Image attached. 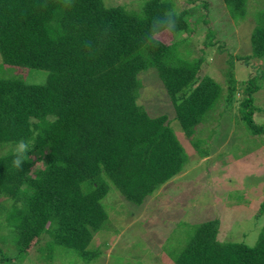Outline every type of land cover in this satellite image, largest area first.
<instances>
[{"label": "trees", "instance_id": "16d2710c", "mask_svg": "<svg viewBox=\"0 0 264 264\" xmlns=\"http://www.w3.org/2000/svg\"><path fill=\"white\" fill-rule=\"evenodd\" d=\"M200 1L208 9L210 2ZM254 1L223 0L237 24L251 8L256 22L251 53L230 54L222 83L204 66L206 57L193 50L198 24L209 19L204 14L192 20L176 0H135L132 8L106 0H0V54L13 69L0 76L1 264H23L32 255L37 264H67L68 258L69 264H103L114 247L109 233L119 227L112 197L143 205L170 181L179 185L194 148L200 158L212 154L235 100L249 139L264 134V124L255 120L262 110L255 95L264 87V69L256 68L247 80L233 74L234 59L252 67L264 62V0ZM169 6L180 12L177 29L169 32L173 42L159 33L149 40L151 19ZM206 34L205 53L217 41L215 30ZM29 70L45 71L46 81L30 83L24 77ZM148 73L156 77L159 94L170 99L172 119L167 110L152 116L139 102L151 87ZM21 139L34 147L18 171L11 152ZM228 154L236 160L241 153ZM217 217L186 223L192 232L171 261L264 264V224L254 244L221 241L224 218Z\"/></svg>", "mask_w": 264, "mask_h": 264}, {"label": "rangeland", "instance_id": "374dc122", "mask_svg": "<svg viewBox=\"0 0 264 264\" xmlns=\"http://www.w3.org/2000/svg\"><path fill=\"white\" fill-rule=\"evenodd\" d=\"M185 1L176 0L177 6L180 9L187 7L192 13V20L204 19V14L209 19L208 23H199L198 30L193 34L195 56L204 55L206 57L204 66L224 83L223 74L230 67L228 63L230 54L239 53L244 56L252 51L251 32L256 22L252 14L255 9L251 8L252 14L237 24L223 0H208L210 2L208 9L203 7L200 0L193 3ZM106 2L110 6L126 5L129 8L136 6L135 0H106ZM251 2L256 1L251 0ZM208 28L216 31L217 41L205 53L203 43L207 40ZM159 38L167 44L173 42L169 32L159 34ZM234 61L233 74L236 80H247L258 72L256 68L264 69V62L260 60L254 67L248 66L242 60V62L237 59ZM12 71L10 66L3 64L0 54V76ZM17 71L25 73L22 68ZM24 77L30 83H44L47 73L29 70ZM146 78L151 87L146 86L143 89L139 102L147 106L145 107L152 116H155L153 115L155 111L167 110L172 119L174 114L170 99L164 93L159 94L161 87L158 86L153 73H148ZM239 95L238 93V98ZM149 96L155 98L150 99ZM255 96L256 105L262 109L255 113V120L259 124H264V87ZM238 110L239 104L235 100L232 110L221 121L219 127L221 135L214 144L210 156L200 158L195 148L193 149L190 156L193 162L186 173V178L179 185L170 181L154 196L148 197L143 205L127 202L119 195L118 198L116 196L117 199L115 196L111 198L115 224L119 227L117 233H109L110 240H107L114 243V247L113 251L111 248L108 249L106 257L102 260L103 264H138L139 261H142V264H175L171 261V255L179 250V246L186 242L192 232V229L185 224H196L195 222L218 218L217 216L224 218L218 234L219 240L245 241L248 244L257 241L259 229L264 224L262 212L264 134L249 139L248 130H243ZM160 113L156 115H161ZM184 142L191 146L186 136ZM231 152L234 155L241 154L235 160L230 158L228 153ZM208 166L212 168L210 172L207 170ZM189 175L192 179L198 180H189ZM181 187L185 191L179 190ZM178 220H183L181 223L183 227L176 226L177 230L176 228L173 230ZM171 230L173 231L170 232ZM103 237L106 239V234ZM121 241L122 245H120ZM34 257L32 255L30 257L32 259L28 258L23 264H37ZM70 257L74 258L72 255Z\"/></svg>", "mask_w": 264, "mask_h": 264}, {"label": "clouds", "instance_id": "9594fccd", "mask_svg": "<svg viewBox=\"0 0 264 264\" xmlns=\"http://www.w3.org/2000/svg\"><path fill=\"white\" fill-rule=\"evenodd\" d=\"M57 2L60 3L61 0H57ZM162 3H166V0H162ZM72 6L73 4L69 3L64 9H71ZM179 18L180 12L174 6L167 7L162 14L154 16L151 19V23L148 28V39L151 40L156 33L162 35L166 32L175 31L177 29ZM104 30L106 32L110 31V25H106ZM158 44L159 41H157L153 47L158 46ZM33 147L34 145L30 141L24 139L17 141L11 152V166L18 171H22V165L28 161L29 152L33 149Z\"/></svg>", "mask_w": 264, "mask_h": 264}]
</instances>
